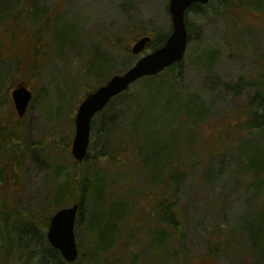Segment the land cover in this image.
Wrapping results in <instances>:
<instances>
[{
	"label": "rangeland",
	"instance_id": "rangeland-1",
	"mask_svg": "<svg viewBox=\"0 0 264 264\" xmlns=\"http://www.w3.org/2000/svg\"><path fill=\"white\" fill-rule=\"evenodd\" d=\"M168 1L42 0L47 7L54 6L58 16L56 23L53 22L46 31L27 10L21 18L23 28L18 21H15L17 24L2 26L5 29L4 55L9 61L18 60L21 75L15 73L17 64L14 60L5 65L7 77L0 83V152L4 135L2 124L6 122L17 120L27 143L19 152L20 166L15 173L16 178L6 184L9 195L7 190H3L2 195L7 196L13 207L30 213L43 233L47 229V220L55 211L53 196L75 174L76 161L70 149L74 115L82 97L98 86L104 77L107 79L113 74L123 73L125 66L141 55L127 51L125 45L130 46L134 41L130 34L125 38L123 36L119 45L114 44L112 34L120 37L131 23L136 25L134 35L154 36L168 31L171 26ZM213 4L218 10V1ZM252 10L240 18L229 10L209 14L205 8L190 10L187 14V20L194 24L196 33L192 34L184 57L183 76L169 80L173 82L177 94H197L200 101L208 106L209 120H227L232 124L240 122L245 118V106L253 95L248 89L234 94L215 85V82L234 85L253 70L255 75L264 74V7L259 12ZM23 29L34 35L25 33ZM56 40L61 43L60 46ZM27 42L39 45H31L30 50H26L24 46ZM96 57L108 58L110 68L106 70L101 60H97L94 69ZM163 77H166L165 74ZM18 81H23L34 94L20 119L16 117L10 97V91ZM138 86L133 84L131 92ZM144 99V95H139L135 100L140 109H146ZM135 103L122 105L116 102L109 108V115L115 116L114 122L123 131L130 129L134 119L140 126L142 112L136 111ZM183 135L182 155L187 165H194L177 198V209L185 227L184 241L190 253V261L186 264H192L193 260L197 264H263L259 259L261 254L257 251L252 254L251 247L253 240L261 243L259 240L264 236L261 232L264 229L261 218L264 214V184L259 186L251 181L252 165L240 149V138L233 141V146L225 154L212 156L208 151L213 140L220 145L217 148L222 149L228 145L229 139L224 135H221L222 139L214 137V126L210 122L187 126ZM97 137L92 135V142L96 141L94 148L100 144ZM253 144L258 149L264 148V137L254 139ZM178 148L179 144L176 151ZM94 153L91 150L92 156ZM7 159L2 157L1 164L9 172L14 166ZM142 159L140 155L133 157L134 167L128 169L115 167L105 157H97L94 162L90 158L80 164L82 170H95L104 180L105 187L120 193L121 200L127 198L130 205L141 199L140 194L138 198L139 192H148L150 196L142 200L148 203L151 195L157 197L167 185V165L158 172L160 181L155 180L157 184H151L145 180L149 177L147 171L144 174L140 168ZM9 160L12 161L11 156ZM75 184L76 180L71 185L66 183L62 206H70L76 199ZM88 191L89 188L86 193ZM92 206L89 201L82 223L75 228L80 256L74 264H182L180 246L173 229L152 222L140 223L137 217L141 212L134 206L127 207L124 219L116 228V234L123 243L120 253H114L113 258V248L111 254L106 253L111 257L103 254L99 261L92 253V247L97 244L93 228L101 229L109 213L116 209L109 210L110 206L104 204L105 208L99 210L98 219H95ZM86 223L89 226L87 229L84 226ZM156 233L167 234L166 239L163 235L157 237ZM219 233L229 236L231 242L228 245L226 241L227 247H224L221 240L219 253L211 258L207 256L209 245L217 241ZM7 262L15 264L10 258Z\"/></svg>",
	"mask_w": 264,
	"mask_h": 264
},
{
	"label": "trees",
	"instance_id": "trees-1",
	"mask_svg": "<svg viewBox=\"0 0 264 264\" xmlns=\"http://www.w3.org/2000/svg\"><path fill=\"white\" fill-rule=\"evenodd\" d=\"M214 1L210 0L206 5L193 4L187 11L185 22L188 32V43L191 42L192 34L196 33L194 24L189 23L187 20V14L190 10L194 11L205 8L209 14H217L229 10L233 15L240 18L242 15H248L252 9H256L259 12L264 7V0H217L218 10H216L213 6ZM50 7L42 3V0H0V83L7 77L4 70L5 65L12 63L13 60L17 64L15 73L18 72L19 74L20 72L18 71V60L12 59L9 61L4 55L5 44L3 41V31L5 29L2 26L6 23L17 24L18 22L22 26L21 18L24 11L27 10L36 20L42 23L43 29L46 30L53 22L56 23V19H58L54 6ZM135 27L136 25L133 23L129 24V26L125 27L127 30L120 37L117 34H112L114 44L119 45L118 42L123 36L125 38L127 34H130L133 40L141 36L142 34L140 35L138 33L134 35L136 29L133 28ZM170 30L171 26L168 31L155 34L152 40L146 45L145 50L149 52L161 46L165 42ZM24 32L28 33L27 30H24ZM28 34L34 35L33 33ZM35 37L36 41L39 42L38 36L35 35ZM56 42L60 46L61 43L58 40ZM31 45L34 47L39 44L33 43ZM31 45L30 42H27L23 46L26 50H30ZM125 47H128V45H125ZM97 60H101L100 62L103 63L102 66L106 67V70L110 68L108 58L96 57L93 64L94 69ZM183 61L184 59L169 66L162 74L143 77L137 80L134 84L137 83L139 86L135 91L131 92L132 86H130L126 91L112 98L105 108L96 114L95 117H97V120L93 118L91 121V141L87 154L82 162H86L90 158L94 162L97 157H105L115 167L124 166L128 169L134 167L133 157L140 155L143 156L140 168L144 174L147 171L149 177H145V180L150 181L151 184L155 180L160 181L158 172L164 170L167 165V185L164 191L155 198L153 197L154 195H151V201L148 203L142 201L149 195L147 194L148 192H139L138 198L142 196L141 199L129 205L127 198L121 200L120 193L108 190L105 187L104 180L95 170H82L81 162H75V174L66 183L67 185L68 183L71 185L73 180H76L75 191L78 195L74 202L80 206L76 226L82 223L83 214L86 212L85 208L89 201L93 203L92 212H95L92 216L95 219H98L99 210L105 208L104 204H107L108 207L110 206L109 210L116 209L115 212L109 213L108 220L101 229L93 228L96 232L97 244L92 247V253L99 261L103 258V254H111L110 250L113 248V258L115 257L114 253H120L123 243L120 240V236L116 234V228L122 219H124V214L130 206L136 207L141 212L139 217H137L140 223L152 222L160 226H170L180 246V263L186 264V261H190V253L184 241L185 227L181 222L179 210L177 209L178 194L194 168L193 163L187 165L188 163L184 160L181 152L185 141L183 130L187 126L198 122L201 124L202 122H210L214 126V137L222 139L221 135H224L229 139L228 145L222 149L221 147L217 148L220 145H217L213 140L208 151L212 156L225 154L233 146V141L240 138V149L245 153L243 155H246L245 158L249 164L252 165L251 181L257 182L259 186L264 184V148L258 149L254 144L252 145L254 139L264 137V74L255 75V70H253L249 73L250 76L241 77L234 85L228 84L227 82H215V85L232 91L234 94L240 93L245 89L252 91L253 95L245 106V118L240 122L237 121V123L232 124L227 120H225L226 122L209 120L210 118L207 117L208 106L200 101L197 94L187 96L177 94L173 82L169 79L181 78L183 76ZM131 64L128 63L123 68L126 70ZM93 68L92 73L94 72ZM88 71L91 72L90 67ZM164 74L166 77H163ZM107 79L104 77L99 84H103ZM17 83L24 82L18 81ZM139 95L145 96L144 100L146 101L143 104H146V109L144 107L140 109L139 103H135ZM116 102H120L122 105L127 102L135 103L136 111L140 110L142 112V115H140V117L142 116L140 126L137 120L134 119L130 129L123 131V128L114 122L115 116L109 115V108H112ZM143 104L141 105L143 106ZM144 112L146 113L144 114ZM11 123L12 130L7 131L4 134V138H2L0 157H8L7 162H11L16 168L20 163L19 152L24 146H27V143L25 142L24 131H22L18 121ZM92 135L96 137L98 135L97 138L100 144L97 148H94L96 141L92 142ZM178 144L179 148L176 151ZM91 150H94V156L91 155ZM131 154L132 156H130ZM10 156L12 161L9 160ZM170 161L171 163L169 164ZM2 170H4V167L0 165V178H3ZM13 170L15 171V169ZM66 183L58 189L56 195L52 198L55 210L62 207L61 201L62 195L66 193ZM88 188L89 191L86 193V189ZM131 193H133V190ZM132 196L134 197V195ZM262 217V223H264V214H262ZM48 223L49 219L45 226ZM84 226L86 229L89 227L87 223ZM161 229L163 233V228L161 227ZM261 232L264 234L263 228ZM157 233V237L163 235L166 239L167 234ZM105 239L108 240L105 241ZM221 240H223L224 247H227L226 241L230 245V237H224L219 233L217 241L212 244L210 242L207 256L214 258L219 253V248H221L219 242ZM259 241L261 243H256L253 240L254 245L251 247V252L252 254L256 253V251L260 253L261 256L259 259L264 264V236ZM154 244L157 245V243ZM109 254H106L107 258L111 257ZM7 258L13 260L15 264L75 263L66 262L60 252L48 243L46 234L36 226L33 216L30 213L25 215L24 211L10 205L6 196L0 194V264H8ZM192 264H197V261L193 260Z\"/></svg>",
	"mask_w": 264,
	"mask_h": 264
},
{
	"label": "water",
	"instance_id": "water-1",
	"mask_svg": "<svg viewBox=\"0 0 264 264\" xmlns=\"http://www.w3.org/2000/svg\"><path fill=\"white\" fill-rule=\"evenodd\" d=\"M208 1L169 0L168 11L172 29L164 44L143 55L124 73L113 75L104 85L84 97L74 119L75 134L71 153L76 160L81 161L87 153L92 118L108 104L112 97L125 91L138 78L156 75L183 58L188 42L185 14L193 4H206ZM150 40L149 36L140 37L131 46L130 51L133 54L141 53ZM11 95L17 113L22 116L31 99V91L25 85H18L12 90ZM78 207V203H75L58 209L51 216L46 233L50 245L58 249L67 262H73L78 257L74 236Z\"/></svg>",
	"mask_w": 264,
	"mask_h": 264
},
{
	"label": "flooded vegetation",
	"instance_id": "flooded-vegetation-1",
	"mask_svg": "<svg viewBox=\"0 0 264 264\" xmlns=\"http://www.w3.org/2000/svg\"><path fill=\"white\" fill-rule=\"evenodd\" d=\"M2 126H5V124H2Z\"/></svg>",
	"mask_w": 264,
	"mask_h": 264
}]
</instances>
